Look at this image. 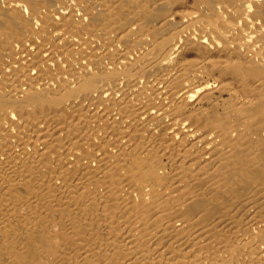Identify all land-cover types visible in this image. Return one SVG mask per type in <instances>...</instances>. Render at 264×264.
<instances>
[{"label":"bare ground","instance_id":"obj_1","mask_svg":"<svg viewBox=\"0 0 264 264\" xmlns=\"http://www.w3.org/2000/svg\"><path fill=\"white\" fill-rule=\"evenodd\" d=\"M0 264H264V0H0Z\"/></svg>","mask_w":264,"mask_h":264}]
</instances>
